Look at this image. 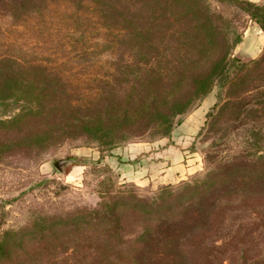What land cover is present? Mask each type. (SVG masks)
Returning <instances> with one entry per match:
<instances>
[{"label": "rangeland", "instance_id": "374dc122", "mask_svg": "<svg viewBox=\"0 0 264 264\" xmlns=\"http://www.w3.org/2000/svg\"><path fill=\"white\" fill-rule=\"evenodd\" d=\"M187 2L190 15L202 20L188 39L210 33L213 55L224 38L225 70L204 94L181 89L190 105L167 130L149 118L110 145L87 132L83 114L136 91L163 94L174 72L159 60L152 69L162 77L149 82L148 56L134 54V28L124 30L113 5H105L102 19L92 0H0V57L56 87L30 102L36 137L25 138L22 119L0 122V240L11 241L12 230L31 238L48 234L33 226L68 223L78 211L121 195L123 237L134 236L140 217L152 219L156 210L181 203L176 218L183 241L178 250L99 251L88 231L71 222L62 225V246L29 242L13 264H264V0ZM253 4L262 7L261 24L250 15ZM147 35L142 43L149 51L174 42L169 36L160 42L154 31ZM17 93L4 91L9 104L0 100V119L20 112ZM135 145L142 149L119 160L129 167L123 170L111 151ZM57 158L66 159L62 171L53 165ZM137 162L157 176L185 172L170 181L153 175L137 181L142 174L130 171Z\"/></svg>", "mask_w": 264, "mask_h": 264}, {"label": "trees", "instance_id": "16d2710c", "mask_svg": "<svg viewBox=\"0 0 264 264\" xmlns=\"http://www.w3.org/2000/svg\"><path fill=\"white\" fill-rule=\"evenodd\" d=\"M92 3L98 6L102 19H105L103 9L106 8L105 5L107 8L113 5L112 9H118V22H123L120 24L124 30L129 27L134 28L131 34L135 43L132 44L131 49L137 56H148L144 63L149 64V82L162 77V72H154L152 69L159 60H163L169 66L166 70L174 72V80L169 82L163 94L156 93L154 89L151 94L144 97L142 92L136 91L129 95L125 94L123 97L121 95L122 101L117 104H98L88 114H83L81 121L87 124V132L96 138H103L100 140H105L104 142L110 145L126 140L125 138H128L133 130L131 128L133 124L149 118L156 120L158 125L167 130L173 117L182 113L190 105L191 100L188 96L181 98L183 95L181 89L190 87L196 96L204 94L209 89L213 78L222 73L228 64V44L224 38L221 40L223 47L218 46L217 53L213 55L210 33L201 32L203 41L198 40L201 46L196 38L188 39L189 32L201 30L202 20L194 19L190 15L191 10L187 9L189 5L187 0L182 2L180 0H92ZM253 6L255 10L250 11V15L261 24L262 19L259 14L262 7L256 4ZM260 26L264 29L263 24ZM151 31L155 32L160 42L167 36L173 38L174 42L149 51L148 45L142 42L147 40V34ZM28 72L24 66L15 70L8 60L0 57L1 102L4 105L9 104L3 94L11 88H15L18 91L17 96L22 98L18 105L20 112H13L9 117L0 119V122L5 121L12 125L18 119L24 120L21 129L26 139L36 137L31 131L32 124L37 123L30 108V102H33V99L37 101L39 96L48 95L56 89L55 86L44 81L40 75ZM203 73L205 74L200 78V85H196V81ZM115 96L117 98L119 95ZM118 197L110 196L109 200L102 199L95 206L78 211L71 221H67L68 223L66 221L59 224L50 222L47 225L39 223L38 227L33 226V230L38 229L40 233L44 229L50 231L37 238L25 237L21 234L24 232L17 234L15 230H12L11 241L0 240V264H13L29 242L45 243L50 247L62 246L67 240L62 238L65 234L62 225H68L71 222H74L72 225H81L88 231L89 242L93 243L94 248L99 251L147 249L153 246L178 250L183 245L182 239L178 237L179 223L177 221L179 220L176 218L177 214H180L181 203L156 210L152 219L140 217L137 223L138 231L134 233V236L123 237L126 234L122 216L125 207H116ZM132 206L133 213L140 214L136 204ZM210 218L207 216L206 220L209 221ZM143 220L153 224L149 228ZM168 234H172L173 237H168ZM73 246L71 245L72 248Z\"/></svg>", "mask_w": 264, "mask_h": 264}, {"label": "crops", "instance_id": "0c3cea01", "mask_svg": "<svg viewBox=\"0 0 264 264\" xmlns=\"http://www.w3.org/2000/svg\"><path fill=\"white\" fill-rule=\"evenodd\" d=\"M136 144V143H133ZM129 145V144H128ZM136 149V151H141L142 147L139 146H127V147H121V148H114V150L111 151V153L115 154L114 156V163L117 166H121V168L123 170H128V166L124 165V162H121L119 160H122L123 158H131V156H133L132 153L129 152L130 149ZM107 157V156H106ZM105 157V158H106ZM109 157V156H108ZM125 159V160H126ZM148 164L146 162H137L136 164H134V166H132V169H130V171H138L139 173H141L142 175L137 176L135 180L139 181V180H143V179H148V177L151 175H153L154 177H156L157 179H166L165 177H169L168 181L173 180L172 178H175L178 174H181L185 171H164V173H162L161 171H158V176L155 175V173H151L150 171H145V168H147ZM143 171V172H140ZM191 172V171H188Z\"/></svg>", "mask_w": 264, "mask_h": 264}, {"label": "water", "instance_id": "95a60500", "mask_svg": "<svg viewBox=\"0 0 264 264\" xmlns=\"http://www.w3.org/2000/svg\"><path fill=\"white\" fill-rule=\"evenodd\" d=\"M66 161L64 158H57L53 161V165L59 170L62 171V164Z\"/></svg>", "mask_w": 264, "mask_h": 264}]
</instances>
